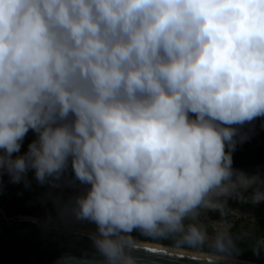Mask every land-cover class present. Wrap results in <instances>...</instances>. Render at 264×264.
Segmentation results:
<instances>
[{"label": "clouds", "instance_id": "clouds-1", "mask_svg": "<svg viewBox=\"0 0 264 264\" xmlns=\"http://www.w3.org/2000/svg\"><path fill=\"white\" fill-rule=\"evenodd\" d=\"M259 117L264 0H0V174L70 169L68 211L95 226L94 253L56 264H141L134 232L209 243L202 215L264 202V173L232 155ZM209 247L240 251L226 231Z\"/></svg>", "mask_w": 264, "mask_h": 264}, {"label": "trees", "instance_id": "trees-1", "mask_svg": "<svg viewBox=\"0 0 264 264\" xmlns=\"http://www.w3.org/2000/svg\"><path fill=\"white\" fill-rule=\"evenodd\" d=\"M242 133L247 134V139L243 142H238L236 150L233 152V167L236 169L244 170L248 173L253 171L264 169V117H259L253 120L251 123H246L242 129ZM34 138V133L30 130L26 135V140L31 141ZM73 173L69 171L62 176V178H68ZM248 193L245 195V198ZM71 203L63 205L61 208L51 206L48 202H40L37 207L18 209L7 214V217L14 216H26L34 217L45 221L55 222L69 227H76L79 229H94V225L88 222L75 221L70 212L68 206ZM245 208L246 210L253 211L256 219L252 223L247 222L242 224V218H234L231 212L235 209ZM205 216L212 219H219L229 223H232V227L229 234L237 240V246L239 253L235 254V258L252 260L261 264H264V202L259 205H252L244 202L242 199H230L228 200L226 207L221 212H207ZM211 228L208 229L209 243L211 239L216 235L213 234ZM133 235L138 240L148 241L149 243L169 245L176 248L191 250L193 252L209 253L211 250L209 243L203 246H192L181 243H175L170 239H152L148 236L142 235L139 232H134ZM151 243V244H152ZM153 244V245H154ZM156 244V245H157ZM254 247H260L261 251L256 254L253 251Z\"/></svg>", "mask_w": 264, "mask_h": 264}, {"label": "water", "instance_id": "water-1", "mask_svg": "<svg viewBox=\"0 0 264 264\" xmlns=\"http://www.w3.org/2000/svg\"><path fill=\"white\" fill-rule=\"evenodd\" d=\"M82 252H95L88 232L50 226L21 216L7 217L0 209V264H56L62 255L79 256ZM162 252L169 255H154ZM134 254L140 258L141 264H217L218 259L145 244L138 246ZM221 264L261 263L234 257Z\"/></svg>", "mask_w": 264, "mask_h": 264}, {"label": "built area", "instance_id": "built-area-1", "mask_svg": "<svg viewBox=\"0 0 264 264\" xmlns=\"http://www.w3.org/2000/svg\"><path fill=\"white\" fill-rule=\"evenodd\" d=\"M26 138V136H25ZM24 138L21 153L27 150L29 141ZM28 186L24 182L13 183L9 175L0 174V209L7 215L18 209L37 207L40 202H48L51 206L61 208L71 203L80 191L79 182H74V174L68 178H60L54 185H40L33 171L27 173Z\"/></svg>", "mask_w": 264, "mask_h": 264}, {"label": "rangeland", "instance_id": "rangeland-1", "mask_svg": "<svg viewBox=\"0 0 264 264\" xmlns=\"http://www.w3.org/2000/svg\"><path fill=\"white\" fill-rule=\"evenodd\" d=\"M258 171L261 173H264V169L263 170L259 169V170L251 172L250 174H254ZM246 194L247 193H245L244 196ZM226 204L224 205V207H226ZM231 214H233L234 218L235 217L236 218H242L243 219L242 224H246L247 222L252 223L256 219L254 212L250 211V210H246L245 208L235 209L231 212ZM201 219L206 225L207 233H208L209 228H211L214 231L213 234H215V233L217 234L218 232H221V231H226L229 233V231L232 227V223H229V222H226L223 220H219V219H212V218H209L205 215H202Z\"/></svg>", "mask_w": 264, "mask_h": 264}, {"label": "bare ground", "instance_id": "bare-ground-1", "mask_svg": "<svg viewBox=\"0 0 264 264\" xmlns=\"http://www.w3.org/2000/svg\"><path fill=\"white\" fill-rule=\"evenodd\" d=\"M21 218H28V219L34 220V221L42 223V224H46V225H50V226H56V227H60V228L70 229V230H75V231H83V232H89L90 231V230H87V229L85 230V229H79V228H76V227H69V226H66V225H62V224H58V223L50 222V221H45V220H41V219L34 218V217H26V216L23 217V216H21ZM143 244L151 245V246H155V247H160V248H163V249L178 250V251H182V252H191L193 254H200V255H204V256L214 257L212 254H209V253L193 252V251L177 249V248L175 249V248L170 247V246L159 245V244L156 245L154 243L151 244L149 242H144V241H143Z\"/></svg>", "mask_w": 264, "mask_h": 264}, {"label": "snow or ice", "instance_id": "snow-or-ice-1", "mask_svg": "<svg viewBox=\"0 0 264 264\" xmlns=\"http://www.w3.org/2000/svg\"><path fill=\"white\" fill-rule=\"evenodd\" d=\"M154 255H159V256H168V253H154ZM178 260H183V258H178Z\"/></svg>", "mask_w": 264, "mask_h": 264}]
</instances>
